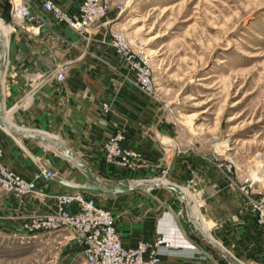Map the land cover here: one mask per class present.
<instances>
[{
  "label": "crops",
  "instance_id": "1",
  "mask_svg": "<svg viewBox=\"0 0 264 264\" xmlns=\"http://www.w3.org/2000/svg\"><path fill=\"white\" fill-rule=\"evenodd\" d=\"M27 1L36 14L31 26L35 33L28 26H8L9 3L0 0L1 29L8 32L3 36L7 63L0 82L5 122L22 133L42 132L61 141L92 172L106 179L161 180L167 175L170 183L193 195L214 241L243 264L264 263V237L245 197L224 174L191 152L190 146L168 149L165 140L171 134L165 111L131 85L120 57L101 43L104 34L116 29L114 19L105 18L87 34L79 35L56 22L42 9L40 0ZM82 1L54 0L68 14ZM61 67L66 69V77L58 82L55 74ZM105 103L107 114L102 112ZM117 130H123L122 147L140 156L128 170L104 162L102 144ZM0 151L2 162L25 180L30 181L44 168L69 182L84 181L46 141L10 135L1 123ZM35 187L36 193L22 198L0 192L1 231L39 238L46 233H28L24 225L35 215L55 212L57 195L81 194L108 207L124 246L160 238L161 264H231L203 239L188 217L182 218L179 211H188L187 207L165 189L159 190L168 197L159 194L153 198L138 191L115 197L85 193L52 179L39 180ZM53 240L60 245L63 264H84L69 232L55 233Z\"/></svg>",
  "mask_w": 264,
  "mask_h": 264
},
{
  "label": "rangeland",
  "instance_id": "2",
  "mask_svg": "<svg viewBox=\"0 0 264 264\" xmlns=\"http://www.w3.org/2000/svg\"><path fill=\"white\" fill-rule=\"evenodd\" d=\"M106 18L145 47L168 149L190 146L239 191L251 183L264 197V0H110ZM54 235L0 230V264H63Z\"/></svg>",
  "mask_w": 264,
  "mask_h": 264
},
{
  "label": "built area",
  "instance_id": "3",
  "mask_svg": "<svg viewBox=\"0 0 264 264\" xmlns=\"http://www.w3.org/2000/svg\"><path fill=\"white\" fill-rule=\"evenodd\" d=\"M9 3L8 26L31 27L36 14L27 0H7ZM42 9L58 23L64 24L79 35L87 34L103 21L109 13L110 0H83L72 14L64 12L54 0H40ZM101 43L110 47L121 59L127 71L125 78L131 85L151 100L153 80L150 71V60L145 47L139 42L131 43L123 33L109 31L103 35ZM66 69L57 70L55 78L62 82ZM109 106L102 105V112L107 114ZM123 130H117L102 144L104 162L118 169H131L140 156L135 150L124 149ZM231 172V166H227ZM56 172L41 168L32 179L25 180L2 162L0 151V192L22 198L36 193L35 182L49 181ZM252 184L241 187L240 191L246 200L249 213L253 216L264 237V197L254 195L249 190ZM57 209L47 215H35L24 225L28 233L69 232L73 237L84 264H161L159 249L161 239L151 243L140 241L134 247H126L115 227V217L106 208L88 196L81 194L57 195Z\"/></svg>",
  "mask_w": 264,
  "mask_h": 264
},
{
  "label": "water",
  "instance_id": "4",
  "mask_svg": "<svg viewBox=\"0 0 264 264\" xmlns=\"http://www.w3.org/2000/svg\"><path fill=\"white\" fill-rule=\"evenodd\" d=\"M7 63V48L4 41V38L0 32V82L1 78L5 72ZM0 123L5 132L10 135H28L46 141L59 155L66 159L74 168H76L84 177L82 183H73L59 176H53L52 180L56 181L60 185L85 192L90 193L94 192L108 197H115L127 194L128 192L144 190V193L155 198L148 192L152 189H165L170 193L174 194L188 209V219L191 221L198 233L203 237V239L218 250L231 264H243L241 261L237 260L233 255H231L224 247L214 241L208 234L205 232L203 224L197 214L194 212V204L191 199L185 194L183 189L173 183L155 181V179H145V180H129L123 179L120 181L106 179L94 172H92L87 164L72 150H70L64 143L61 141L45 134L42 132H30L22 133L21 131L15 129L14 127L8 125L5 122L2 108L0 106ZM173 216L176 218L175 213L169 209ZM181 227V226H180ZM182 229V228H181Z\"/></svg>",
  "mask_w": 264,
  "mask_h": 264
},
{
  "label": "bare ground",
  "instance_id": "5",
  "mask_svg": "<svg viewBox=\"0 0 264 264\" xmlns=\"http://www.w3.org/2000/svg\"><path fill=\"white\" fill-rule=\"evenodd\" d=\"M2 23V20L0 19V24ZM0 32H1V34H2V36H4V37H6L5 36V34H7L8 32H7V29L6 30H4V29H1L0 28ZM7 32V33H6ZM3 37V38H4ZM5 40V39H4ZM189 118H191V117H194V114H192V115H190V116H188ZM155 181H158V180H155ZM160 181H163V182H168V181H165V180H160ZM183 189V191L185 192V194L191 199V201L193 202V204H194V212H195V214H197L198 216H199V218H200V220H201V222H202V224H203V227H204V230H205V232H207V230H206V228H205V225H204V223H203V219H202V217L200 216V212H199V208L197 207V205H196V202L194 201V197H193V195L190 193V192H188L187 190H185L184 188H182ZM208 234V233H207Z\"/></svg>",
  "mask_w": 264,
  "mask_h": 264
}]
</instances>
